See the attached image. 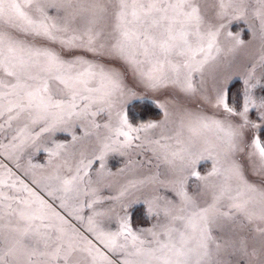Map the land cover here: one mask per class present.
<instances>
[{
	"label": "snow or ice",
	"instance_id": "6c2138e0",
	"mask_svg": "<svg viewBox=\"0 0 264 264\" xmlns=\"http://www.w3.org/2000/svg\"><path fill=\"white\" fill-rule=\"evenodd\" d=\"M202 3L0 0V264H264V0Z\"/></svg>",
	"mask_w": 264,
	"mask_h": 264
},
{
	"label": "rangeland",
	"instance_id": "374dc122",
	"mask_svg": "<svg viewBox=\"0 0 264 264\" xmlns=\"http://www.w3.org/2000/svg\"><path fill=\"white\" fill-rule=\"evenodd\" d=\"M214 3H215V0H203L202 7L205 8L206 14L209 17H212L214 14V11H215ZM231 30L233 32H240L241 33L242 39L245 41V45H243L238 50L234 59H232L230 57V59H232V63H231L230 67H225L223 64H221L218 68L215 66L209 68L208 72L206 73V79L208 81L206 87H208V88H210V86H211V74L214 70L219 72V74L221 76L233 75L236 73H242L244 71L245 64L249 60V58L254 56L255 54H257V52H258V47H259L258 42L252 40L251 33H249L248 28L246 27V25L244 23H242V22L233 23L231 26ZM233 83H234L233 91H235L237 88L240 87V84L235 79H233V81L231 82V84H233ZM141 91H143V90H141ZM148 95H151V93H148ZM159 99L174 101L173 104L169 105L170 109H172L173 111L175 110V108L177 106H180V105L187 106L190 108L197 107V104L194 100L186 98L182 95H179V94L173 92L172 90H169V92L160 95ZM40 160H43L42 156L40 157ZM113 163L115 164V162H113ZM116 166H118V165H116ZM208 166L209 165H207V164L203 165L201 167V171L203 172ZM136 209H138L137 213L141 217L137 218L135 215L134 223L138 226L139 225H146L147 221H145V219L142 216V209L140 208L139 205L136 206ZM136 218L139 220H137ZM238 259H239V257H233L231 264H237ZM248 264H254V260H250L248 262Z\"/></svg>",
	"mask_w": 264,
	"mask_h": 264
},
{
	"label": "trees",
	"instance_id": "16d2710c",
	"mask_svg": "<svg viewBox=\"0 0 264 264\" xmlns=\"http://www.w3.org/2000/svg\"><path fill=\"white\" fill-rule=\"evenodd\" d=\"M234 86V83L232 84V87ZM144 116L145 118H149V119H159V110L154 108L153 106L149 105L145 110H144ZM138 209H136V217L139 218L141 217L138 213H137ZM136 218V219H137ZM139 220V219H137Z\"/></svg>",
	"mask_w": 264,
	"mask_h": 264
}]
</instances>
